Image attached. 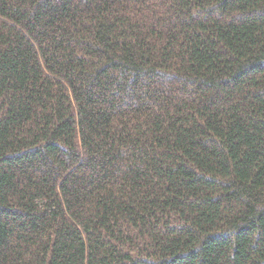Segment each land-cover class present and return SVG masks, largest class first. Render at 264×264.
Returning a JSON list of instances; mask_svg holds the SVG:
<instances>
[{"label":"trees","instance_id":"obj_1","mask_svg":"<svg viewBox=\"0 0 264 264\" xmlns=\"http://www.w3.org/2000/svg\"><path fill=\"white\" fill-rule=\"evenodd\" d=\"M0 264H264V0H0Z\"/></svg>","mask_w":264,"mask_h":264}]
</instances>
